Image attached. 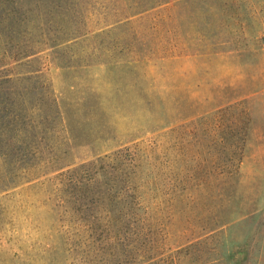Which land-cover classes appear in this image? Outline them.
Instances as JSON below:
<instances>
[{"label":"rangeland","instance_id":"374dc122","mask_svg":"<svg viewBox=\"0 0 264 264\" xmlns=\"http://www.w3.org/2000/svg\"><path fill=\"white\" fill-rule=\"evenodd\" d=\"M166 1L158 34L149 16L107 38L122 52L113 61L137 68L119 81L111 137L70 149L67 161L119 149L140 159L138 264H264V0ZM48 53L10 69H39L63 94V71ZM4 169L0 162V264H78L69 251L75 236L61 232L51 205L54 174L7 179ZM227 172L234 182H214ZM190 175L206 178L195 192L200 213L183 197L197 189ZM214 214L226 224L217 231Z\"/></svg>","mask_w":264,"mask_h":264},{"label":"trees","instance_id":"16d2710c","mask_svg":"<svg viewBox=\"0 0 264 264\" xmlns=\"http://www.w3.org/2000/svg\"><path fill=\"white\" fill-rule=\"evenodd\" d=\"M167 3L0 0V162L7 179L54 174L49 179L51 205L61 232L75 236L69 251L78 264H138L135 255L145 228L140 159L129 149H119L78 164L67 160L70 149L111 137L119 81L137 68L131 61H113L122 52L115 53L107 38L115 28L149 16L157 19L149 30L158 34ZM169 43L177 47L174 39ZM155 46L156 52L163 44ZM44 51L63 71V94L49 89L39 69H10L13 64L20 68L38 62ZM235 173H220L213 180L226 185L235 181ZM205 179L187 176V185L197 187H187L183 196L191 204L188 211L200 213L195 192ZM217 216H212L211 231L226 225H219L222 219Z\"/></svg>","mask_w":264,"mask_h":264},{"label":"built area","instance_id":"2783aa9c","mask_svg":"<svg viewBox=\"0 0 264 264\" xmlns=\"http://www.w3.org/2000/svg\"><path fill=\"white\" fill-rule=\"evenodd\" d=\"M263 44H264V38H263Z\"/></svg>","mask_w":264,"mask_h":264}]
</instances>
